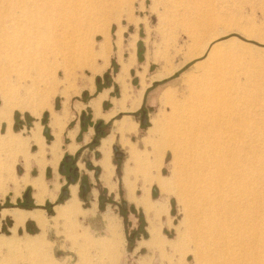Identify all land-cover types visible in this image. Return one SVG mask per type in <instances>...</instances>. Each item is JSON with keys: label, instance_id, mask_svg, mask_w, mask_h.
Wrapping results in <instances>:
<instances>
[{"label": "rangeland", "instance_id": "rangeland-1", "mask_svg": "<svg viewBox=\"0 0 264 264\" xmlns=\"http://www.w3.org/2000/svg\"><path fill=\"white\" fill-rule=\"evenodd\" d=\"M214 121L208 221L227 259L264 264V0H0V264H209L177 130Z\"/></svg>", "mask_w": 264, "mask_h": 264}, {"label": "bare ground", "instance_id": "bare-ground-1", "mask_svg": "<svg viewBox=\"0 0 264 264\" xmlns=\"http://www.w3.org/2000/svg\"><path fill=\"white\" fill-rule=\"evenodd\" d=\"M210 38L212 39V37H210ZM204 40H206V39H204ZM204 42H205V46L203 45L204 47L202 48L201 51L198 50L199 52L196 54L197 57L200 56L201 54H203L207 44L210 43L211 41L208 42V40H207L208 43H206V41H204ZM158 78H161V77H158ZM123 81H124V79H123ZM194 119H196V118H194ZM197 123H198V119H197ZM191 125L192 124H189V123L188 124L186 123V125L182 124L181 126H183V128L181 130H177V132L182 131V132H180V134H178V136L180 135L179 141H180L181 146H182V144L184 145L182 147H184V149L186 150V151L184 150L185 153L187 152L189 154V158H190L189 159L190 163L188 166L186 178L184 180V191L187 192V194H189V197H190V203H191V205H190V217H193V226L195 227L194 235H195L197 241L201 244L202 248H204V251L211 254V259H210L209 264H235L233 261L226 258L225 254L223 253V249H222L220 243H218L215 240V232L213 231V227H212L211 223L208 221L207 214H206V211L204 208V203H203L204 202V197H203V193H204L203 169L205 167V161H206L205 158H206L208 148H210V146H212V144L214 145L213 142H210V138L215 137L214 136L215 134L214 135H212V134L215 133L216 130H218L217 127L219 126V124L217 123V121H214L210 127H209V125L206 124L203 126V128H199V130H197V131H192L195 126L193 127ZM175 126H177V125H175ZM174 130L176 131V129H174ZM195 130H196V128H195ZM171 136L173 137V134ZM34 138H37L36 134L34 135ZM205 138H207V139H205ZM177 139H176V142H177ZM173 143H174V141H173ZM103 145H104L103 151H106V152H105L104 160L102 161L101 165L103 166V169L105 170V173H106L105 179H109L110 177H112V170H113V166H112L111 160H110V151L108 149V145L111 146V141H105ZM57 148H55L54 151ZM178 153H180V152H178ZM184 154H181L180 158H182V156ZM186 161H188V160H186ZM185 164H188V162L185 163V158H184V166H185ZM156 182L159 185V187L162 189L163 193H166V195H168L172 191V185L174 184L175 181L170 182L169 180L161 179L158 176L156 179ZM165 198L163 197L162 200L165 201ZM166 205H167V203H166ZM165 206H163V205L159 206L158 205L159 209H157L158 207L152 205L148 199L143 200V207L148 212H150V213L154 212L157 215L162 212L161 210L165 209ZM154 213H151V214L154 215ZM64 216H65L64 213H62V214L59 213L58 218L64 217ZM182 238H183V232H182V230L179 229L178 235H177V241H176L177 245H179L181 243ZM151 239H152V237H151ZM153 243L159 244L158 241H154ZM160 246L162 247L161 243H160ZM174 247L175 246H172V248H174Z\"/></svg>", "mask_w": 264, "mask_h": 264}, {"label": "water", "instance_id": "water-1", "mask_svg": "<svg viewBox=\"0 0 264 264\" xmlns=\"http://www.w3.org/2000/svg\"><path fill=\"white\" fill-rule=\"evenodd\" d=\"M105 80L109 84V75H105ZM98 82H100V79H98ZM45 117L47 118L48 117V114H46ZM82 119H83V122H84L85 121V116H83ZM148 122H149V119H148V116H147V111H143L142 117H141V123H142L143 126H146L148 124ZM101 126H102V122H100L97 125V129L100 128ZM97 133H99V132L97 131ZM113 150L115 151V154H116V157H117L118 162H120L121 159H122L123 153L120 151V149L117 146H114L113 147ZM71 161H72V158L70 156H67L65 158V163H69ZM61 171L63 173H65V164H62L61 165ZM70 171L71 172L74 171V174L75 175L78 174L77 173V171H78L77 168L75 170L71 169ZM48 174H50V171H48ZM96 174L98 175L99 174V171H96ZM72 180L74 181V178ZM87 186H88L87 182L83 183V196L86 195V193H87ZM63 194L64 195H67V190L66 189H64ZM24 198L26 199V201H27L28 204H30L32 202L31 201V198H30V192L29 191L26 192V194L24 195ZM125 205H126V203H124V206Z\"/></svg>", "mask_w": 264, "mask_h": 264}, {"label": "flooded vegetation", "instance_id": "flooded-vegetation-1", "mask_svg": "<svg viewBox=\"0 0 264 264\" xmlns=\"http://www.w3.org/2000/svg\"><path fill=\"white\" fill-rule=\"evenodd\" d=\"M86 121H89V118L87 117L86 119H85ZM82 123H83V125H85L86 124V122L84 121H82ZM104 125V124H103ZM103 125L100 127V128H98L97 129V127H96V134H97V138L94 140V143H97L98 142V138L101 136V135H104L105 133H104V127H103ZM97 131L99 132V133H97ZM78 164H77V161L74 159V158H72V161L71 162H69V163H65V176H66V178H67V180L68 181H70L71 183H75L77 180H79V173H78V171H77V175H75L74 174V171H70L71 169H73V170H75L76 168L78 169ZM96 171H99V170H96ZM96 171H95V174H96ZM100 173V172H99ZM97 175V174H96ZM99 175V174H98ZM97 175V176H98ZM74 178V181L72 180ZM86 181H82V186H83V183H85ZM88 184V183H87ZM75 186V185H74ZM73 187V186H72ZM69 187H68V189H67V195L66 196H69ZM88 191H89V184H88V186H87V193H88ZM82 192H83V190H82ZM87 193H86V195H84L85 197L87 196ZM83 196V197H84ZM30 198H31V196H30ZM25 201H26V199H25ZM27 202V201H26Z\"/></svg>", "mask_w": 264, "mask_h": 264}, {"label": "crops", "instance_id": "crops-1", "mask_svg": "<svg viewBox=\"0 0 264 264\" xmlns=\"http://www.w3.org/2000/svg\"><path fill=\"white\" fill-rule=\"evenodd\" d=\"M105 142V141H104ZM111 143H112V141H111ZM72 144V143H71ZM104 144V143H103ZM74 145H72L70 148H72ZM76 147V146H75ZM74 147V148H75ZM79 148V147H78ZM78 148H77V150H78ZM103 148H104V145H103V147H102V150H103ZM110 148V146H108V149ZM102 164V163H101ZM30 165H31V163H28V166L30 167ZM92 165V164H91ZM102 166V165H101ZM29 167H27V169L29 168ZM102 168H103V166H102ZM105 171V170H104ZM31 186H33L35 189H37L38 190V194H37V202H38V204H40V205H42L44 202H45V194H46V188H45V186L44 187H38L37 185H34V183H31L30 184ZM73 196H74V202H77V197H76V193H73ZM35 203H36V201H35ZM37 204V203H36ZM65 209V210H64ZM23 213H39V211H32V212H24V211H22ZM43 212V211H42ZM60 213V212H59ZM61 213H64L65 214V216L67 215V208L65 207V208H63V210L61 211ZM29 219H31V218H29ZM29 219H27V220H29ZM26 220V221H27ZM32 220H34V219H32ZM25 221V222H26ZM34 221H36V220H34ZM33 222V221H32ZM37 222V221H36ZM27 223V222H26ZM38 223V222H37ZM25 224V223H24ZM23 224V225H24ZM39 224V223H38ZM2 226V225H1ZM26 226V225H25ZM91 226H93V225H91ZM90 226V227H91ZM92 228V227H91ZM92 230V229H91ZM19 231V230H18Z\"/></svg>", "mask_w": 264, "mask_h": 264}]
</instances>
